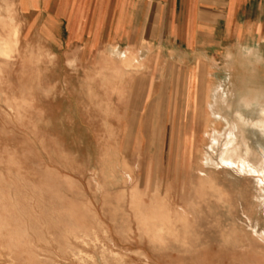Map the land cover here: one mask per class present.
I'll list each match as a JSON object with an SVG mask.
<instances>
[{
	"label": "rangeland",
	"instance_id": "rangeland-1",
	"mask_svg": "<svg viewBox=\"0 0 264 264\" xmlns=\"http://www.w3.org/2000/svg\"><path fill=\"white\" fill-rule=\"evenodd\" d=\"M28 6L0 0V264H264V57H85Z\"/></svg>",
	"mask_w": 264,
	"mask_h": 264
},
{
	"label": "crops",
	"instance_id": "crops-1",
	"mask_svg": "<svg viewBox=\"0 0 264 264\" xmlns=\"http://www.w3.org/2000/svg\"><path fill=\"white\" fill-rule=\"evenodd\" d=\"M28 5L21 10L42 12L47 31L62 28L63 42L85 57L135 56L142 63L169 58L188 67L236 48L264 57V0H28Z\"/></svg>",
	"mask_w": 264,
	"mask_h": 264
},
{
	"label": "bare ground",
	"instance_id": "bare-ground-1",
	"mask_svg": "<svg viewBox=\"0 0 264 264\" xmlns=\"http://www.w3.org/2000/svg\"><path fill=\"white\" fill-rule=\"evenodd\" d=\"M257 105V107H258V104H256ZM249 110V109H248ZM240 116V115H239ZM238 118V117H237ZM240 119V118H239ZM249 119V118H248ZM250 120V119H249ZM251 121V120H250ZM241 122H243V121H241ZM248 122V121H247ZM247 124V123H246ZM264 124V123H263ZM255 125V124H254ZM261 125V124H260ZM264 126V125H263ZM263 128V127H262Z\"/></svg>",
	"mask_w": 264,
	"mask_h": 264
}]
</instances>
